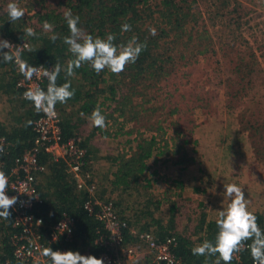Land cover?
Returning a JSON list of instances; mask_svg holds the SVG:
<instances>
[{
    "label": "rangeland",
    "instance_id": "rangeland-1",
    "mask_svg": "<svg viewBox=\"0 0 264 264\" xmlns=\"http://www.w3.org/2000/svg\"><path fill=\"white\" fill-rule=\"evenodd\" d=\"M47 1V6L52 7L58 3V0ZM16 2L25 9V18L37 12L28 9L31 4L39 10L40 0ZM160 2L151 0L149 6L156 12ZM8 3L9 0H0V16L6 13ZM184 4L190 9L192 21L185 24L179 38L170 32L169 37L160 42L155 51L159 72L145 74L137 84L124 82L123 92L131 90L128 94L132 96L133 107L122 117L117 113L113 115L117 120L110 123L112 136L118 128H123L121 135L110 137L118 138L117 142L94 137L100 134L98 131L90 137L92 126L88 119L77 114V106L57 105L56 109L61 121L70 117L77 122L74 134H79L87 146H92L90 142H93L95 148L100 149L88 154L97 185L99 177L103 184L113 178L115 167L109 159L126 152L130 155L143 139L154 137L160 147L164 145L163 140H167L170 152L165 155L174 154L173 151L182 146L184 153L179 159L184 162L179 165V177L166 175L167 166L156 163L153 164L157 167L156 181L148 190H145V179L125 192L120 193L119 189L112 194L103 187L97 195L113 202L127 199L130 203L128 209L124 208L126 216L123 217L138 231L156 235L159 228L153 221L160 222L165 230L171 227L169 219L172 217L174 233L193 248L206 240V222L215 221L217 211L226 207L223 184L240 186L250 201L249 210L264 217V0H185L181 5ZM157 16L152 14L142 28L156 29L151 20ZM21 102L18 97L0 91V123L5 129L13 119L17 125L15 118L23 111ZM115 105L111 103L109 112ZM94 169L97 176L93 175ZM180 171L184 172L186 180L181 178ZM44 180L40 175L37 177L40 190L45 192L50 188L40 186ZM152 189L156 190L155 195L150 192ZM161 194L160 201L166 199L169 206H156L149 212V218L144 216L142 203L147 196L157 202L155 198ZM173 204L175 208L171 212ZM127 210L130 215L126 214ZM174 233L167 232L165 238L175 237ZM77 251L82 255L90 254L87 247H78ZM144 252L146 250L134 264H147ZM240 255L241 252L237 253L239 261L243 262ZM198 257L208 259V256ZM216 259L214 256L210 263L202 264H215Z\"/></svg>",
    "mask_w": 264,
    "mask_h": 264
},
{
    "label": "trees",
    "instance_id": "trees-1",
    "mask_svg": "<svg viewBox=\"0 0 264 264\" xmlns=\"http://www.w3.org/2000/svg\"><path fill=\"white\" fill-rule=\"evenodd\" d=\"M150 1L151 0H58V3L55 4L56 6L52 7L47 6V0H40L38 4L39 10L34 9V5L32 4L28 7L30 11H37L29 18L23 17L21 20L11 22L9 21L7 12L0 16V36L3 39L16 43L27 41L29 43V49L22 54V59L26 60L34 67L43 66L52 68L59 62L62 69L66 68L67 61L71 59L72 56L71 53L68 52V46L63 43V37L70 34L63 13L65 10L71 9L74 15L80 17L78 26L94 37L99 36L103 38L111 33L116 37V44L126 43L132 37H136L140 42L146 43V49L141 52L136 62L127 65L125 70L119 75H115L107 69L97 75L88 64H84L81 68L75 69L74 76L66 77L65 72L62 70L57 79L58 85L64 83L66 80H70L72 89L75 90V95L72 99L68 100L65 104L58 103L57 105L66 106L69 104L77 106V114L85 119H88L93 109L99 106L102 110V114L106 116L107 128L99 129L93 127V132L90 137L98 131L100 136L110 138L112 136L110 123L112 121L116 122L117 120L113 115L117 113L122 117L127 109L132 111V96L128 94L129 92L131 93V90L128 88V90L126 89L127 93L123 92V88H126L124 82L127 83L128 81L129 84H137V81L145 74L159 72L161 68L157 64L159 58L155 51L160 47V42L169 37L170 32H174L175 37L179 38V36L183 34L185 24L192 21V14L190 13L189 7L185 6L186 4L181 5L185 0H181L182 2L179 0H161L160 6L156 12L149 6ZM154 13L158 16L154 21L151 20V22L154 23L157 34L152 36L149 31L151 27L147 26L146 29L142 27L149 17L151 19ZM29 20H31V23H28ZM32 20H34V22ZM44 21H48L54 25V32L59 37L55 42L49 39L51 33H45L42 30ZM124 23L130 24L132 30L129 32H122L121 25ZM28 27L33 28L37 35L34 37L27 36L25 34V29ZM0 70V91L9 96L20 97L22 92L15 87L14 78L11 76L12 67L10 63L0 61ZM115 83H121L122 85L116 86ZM47 84L43 89L46 90ZM102 98L104 99L100 102L99 100ZM22 102L24 105L28 104L22 106L24 107L22 114H18L15 118L17 125L7 129H5L4 126H0V138H4L8 144L6 153L2 155L6 171L13 166L14 160L17 157L33 146L34 133L32 132V123L38 115L33 111L34 106L32 103L24 99ZM106 102L110 104L106 105ZM114 102L116 103L115 108L109 112L111 103ZM70 116L73 118L72 115ZM29 121L32 122L30 125L28 124ZM61 129L63 140L66 141L73 137L74 132L78 129V125L77 122H73L70 117H67V119L61 121ZM122 129L123 128H118V131L115 132L112 137L121 135ZM163 141L164 145L160 147L159 142L154 137L143 139L138 142L135 150H133L130 155L126 152L117 154L115 158H108L115 167V172L110 182L111 188L109 192L111 193L116 189H121V193L122 191L125 192L141 184L140 179L147 170V161L155 155L162 156L165 155V152H170L168 141ZM82 146L87 149L88 154L92 152V150H88L89 147L83 141ZM181 149L182 146H179L173 151L174 154H177V152L180 153ZM39 162L46 165L49 170V177L42 174V178L43 180L45 178V180L41 182L40 186L43 184L45 187H49L50 190L47 189L44 192L40 190L39 187V195L42 199V204L34 206L31 212L34 214L39 213L49 221L59 220L64 215L73 219L75 222L74 239L69 249L71 248L72 251H77L78 247H87L89 248V253L96 256L99 252V248L95 245V240L98 238L99 234L104 232L102 225L83 209L85 195L82 193L78 194L75 191L74 181L62 160L50 162L47 155L41 154ZM50 198H54V202L56 201L55 205H49L51 204ZM99 198L104 199L100 196ZM124 200L125 199L113 202L120 216H126L124 215V208L129 207L128 205L130 202L127 199L125 200V202L127 201L125 206L122 205ZM173 210L174 209H171V212H173ZM143 212L144 216L151 215L147 208H144ZM256 215L258 217L259 226L264 230V217L260 214ZM10 219L7 220V223H10ZM169 220L171 227L165 230L160 225V222L153 221L159 228V232L156 233V235L160 240L165 238L167 232L173 231L174 233L173 218L170 217ZM9 226L10 224L3 225V222H1V229L5 237L9 232ZM140 231L143 232L142 230ZM217 231L218 229L215 221L206 222V240L214 242ZM124 234L126 242H130L128 230L125 231ZM174 234L172 235H174L178 241L174 249V254L179 258L182 264H192L191 261H194V264H202L203 262L210 263V260H213L214 256H208L209 260L194 256L191 251L192 248L190 243L179 235H176V233ZM247 243L250 244L251 241ZM0 253V259L2 260L11 258V250L7 244L6 238L2 239ZM240 257L245 263L252 260L250 251L247 249L241 252ZM215 258L217 257L215 256ZM235 263L236 260L234 258L231 264ZM221 264H223L222 261Z\"/></svg>",
    "mask_w": 264,
    "mask_h": 264
},
{
    "label": "built area",
    "instance_id": "built-area-1",
    "mask_svg": "<svg viewBox=\"0 0 264 264\" xmlns=\"http://www.w3.org/2000/svg\"><path fill=\"white\" fill-rule=\"evenodd\" d=\"M11 43L13 45L27 43L29 46L27 41ZM28 49L29 47L21 49V58ZM12 51L14 52L15 49ZM10 65L11 76L14 78L15 87L22 92L20 96L22 99H24L23 93L31 85L39 84L44 88L48 83L46 78L37 79L35 76L31 81H27L19 73L14 61ZM55 112V117L36 112L38 116L32 123L33 146L17 157L8 171L5 170V162L2 159L8 144L4 138H0V143L3 145V151L0 152V170H3L9 178L7 194L10 197L18 196L17 204L10 209L11 221L6 224H10L9 232L6 237L4 232L0 233V243L2 239H7L11 258L0 259V264H51L50 258L41 254L43 248L71 250L69 246L73 243L75 231L73 219L64 215L59 220L49 221L39 213L31 212L34 206L42 204L37 177L49 172L48 167L39 162L41 154L47 155L50 162L59 160L64 162L74 181L76 192L85 195L83 209L102 225L104 233L99 234L95 240V245L99 248L95 257L103 258L104 264H134L140 260L142 251L146 250L144 254L147 256V264H182L174 254L178 243L175 237L169 236L160 240L151 232H141L132 228L128 221L118 214L112 200L99 198L98 185L91 172V160L87 149L82 146V138L75 133L73 137L64 141L61 119L56 108ZM127 230L130 242L125 240L124 233ZM235 259V264H253L252 260L247 263L239 261L237 254Z\"/></svg>",
    "mask_w": 264,
    "mask_h": 264
},
{
    "label": "clouds",
    "instance_id": "clouds-1",
    "mask_svg": "<svg viewBox=\"0 0 264 264\" xmlns=\"http://www.w3.org/2000/svg\"><path fill=\"white\" fill-rule=\"evenodd\" d=\"M9 21L15 22L25 16V9L20 7L16 0H9L6 6ZM69 35L63 37V43L68 46V52L72 58L67 61L66 68L62 69L59 62L52 68L43 66L34 67L21 58V49L28 48L27 43L23 45H13L6 39H0V61L4 63L15 62L19 73L27 81H31L35 76L37 79L46 78L48 81L46 90L39 84H33L23 93V98L30 101L37 113H44L48 117H55V108L58 103L65 104L75 95L71 81L66 80L58 85L57 79L63 70L66 77L75 75V69L88 64L97 75L105 69L115 75L122 73L126 66L134 64L141 52L146 49L147 44L142 43L136 37H132L126 43L116 44L114 34H107L101 38L93 36L79 27L80 17L74 15L71 9L63 13ZM45 33H51L49 39L55 42L59 37L54 32V25L48 21L42 24ZM132 26L128 23L121 25L122 32H129ZM150 34L155 36L156 30L150 29ZM25 34L29 37L37 35L31 27L25 29ZM7 49V51H4ZM15 49L13 52L12 50ZM90 125L106 129V116L102 114L99 106L95 107L88 117ZM32 122L29 121L30 125ZM3 145L0 143V152ZM9 178L7 174L0 170V218L10 219L12 209L18 202V196H9ZM224 196L227 199L226 207L217 211L215 220L217 234L214 242L204 240L194 246L191 251L194 256H216L215 264H231L235 254L244 250H249L253 264H264V230L258 224L257 215L249 210L250 201L246 198L245 191L235 183L223 184ZM66 225V224H62ZM61 225V226H62ZM67 226V225H66ZM68 231L70 229L67 228ZM251 241V243H247ZM41 254L50 258L51 264H104L103 258L94 255H82L79 251L53 250L51 247L43 248Z\"/></svg>",
    "mask_w": 264,
    "mask_h": 264
},
{
    "label": "crops",
    "instance_id": "crops-1",
    "mask_svg": "<svg viewBox=\"0 0 264 264\" xmlns=\"http://www.w3.org/2000/svg\"><path fill=\"white\" fill-rule=\"evenodd\" d=\"M0 39H3V38H0ZM15 97V96H14ZM18 99H20L21 101H23V99L21 98V97H18ZM22 106H25L24 105V103H22L21 102V107ZM22 108H24V107H22ZM0 125H2V126H4L3 125V123H0ZM6 126H7V128H12V127H14L15 126V124H14V119H13V121H11V122H9V123H7L6 124ZM92 130H93V126H92ZM94 137H100L101 139L103 138V139H105L104 137H102V136H100L99 134H96ZM110 140H112V141H115V142H117L118 141V138H115V139H113V138H109ZM90 145H92V146H88L90 149H92V151L94 152L95 151V153H97V152H99L100 151V149L98 148H95L96 147V145L93 143V142H90ZM137 145V144H136ZM119 150H122V148L121 149H119ZM179 151V150H178ZM184 149H182L181 151H180V153L179 152H177V154H166V155H162V156H153L151 159H149L148 160V162H147V166H148V170L149 169H152V172L151 173H149L148 172V170H147V172L143 175V177H142V179H140V182H141V180H145V179H147V180H145L146 182H147V184H146V187H145V190H148L149 189V186L150 185H152V183H153V181H156V180H154V175L156 174V172H155V170H156V165L157 164H159V163H161V164H163V165H166L167 167H166V175L168 174L169 176H174V177H179V168H180V164H183V162H184V160L183 159H179V156L181 155V154H183L184 152ZM106 160H108V158H106ZM157 163V164H156ZM153 164H156L155 166H153ZM162 167V169H164V166H161ZM181 172V174L183 175V176H181V178L182 179H185L186 180V178H185V176H184V172L182 173V171H180ZM165 173V172H164ZM149 174V176H147ZM93 175H96L97 176V173H96V170L94 169L93 170ZM161 175V174H160ZM39 176V175H38ZM40 176H42V174H40ZM147 177V178H146ZM151 177H153V179L151 178ZM99 179H100V181L98 182V190H101V189H103V187H104V189H108V191H110V188H111V185H110V183L109 182H107V183H105V184H103V181H102V179L99 177ZM110 178H109V176H108V180H109ZM177 179H179V178H177ZM110 181V180H109ZM179 181V180H178ZM145 183V182H144ZM181 187H182V185H181V183L179 184ZM116 190H118V189H116ZM116 190H114L113 192H111L112 194L116 191ZM153 195H155L157 192H156V190H154V189H152L151 191H150ZM159 192V191H158ZM191 192H193V191H191ZM195 192V191H194ZM166 194V193H165ZM153 195H151L150 194V196L152 197ZM147 196V195H146ZM151 197H149L148 198V196H147V198H146V201L142 204L143 206H142V209L143 208H147L148 209V211L149 212H151L152 210H154V209H156V206H159L160 208L163 206V205H166L167 207L169 206V204H168V202H167V200L166 199H164L163 198V200L162 201H160V198L162 199V194L161 195H158L157 196V198H155V200H158L157 202H154V199L153 198H151ZM109 199V198H108ZM127 202V201H126ZM125 200H124V202H122V205L123 206H125ZM50 203L51 204H49L50 206H53V205H55V203H56V201L54 202V198H50ZM52 203H54V204H52ZM124 203V204H123ZM177 205V204H176ZM178 206V205H177ZM175 208V206H174V204L171 206V208H170V211H171V209H174ZM128 209V208H127ZM144 210V209H143ZM126 214L127 215H130V211L129 210H127L126 211ZM151 215H148L147 217L149 218ZM142 221V220H141ZM1 222H3V225H6L7 224V220H4L3 218H0V231H2V229H1ZM0 246H1V243H0ZM0 255H1V253H0Z\"/></svg>",
    "mask_w": 264,
    "mask_h": 264
}]
</instances>
